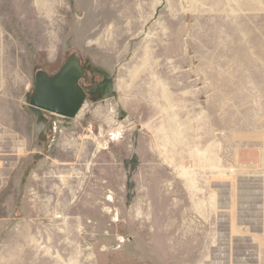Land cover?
<instances>
[{"label":"rangeland","instance_id":"374dc122","mask_svg":"<svg viewBox=\"0 0 264 264\" xmlns=\"http://www.w3.org/2000/svg\"><path fill=\"white\" fill-rule=\"evenodd\" d=\"M69 57L78 113L30 106ZM262 74L264 0H0V264H264L255 154L209 123Z\"/></svg>","mask_w":264,"mask_h":264},{"label":"crops","instance_id":"0c3cea01","mask_svg":"<svg viewBox=\"0 0 264 264\" xmlns=\"http://www.w3.org/2000/svg\"><path fill=\"white\" fill-rule=\"evenodd\" d=\"M205 65L210 66L209 63L202 60V66ZM220 77L218 75V82L221 81ZM262 79L261 82H264V74H262ZM201 80L207 81L206 76L202 75ZM218 94L217 106L214 108V111L209 112V114L216 113L218 119V125H214L212 121H209L211 131L216 129L218 132V139L220 140L218 148L222 147L224 152L228 151L232 161L236 164L242 163L245 151L255 154L253 159L246 161L250 166L248 169L239 168L237 165L235 169L238 172V178L249 181L248 187L251 194L264 196V186L261 183L259 185L258 182L264 179V91L258 88L256 91H253L251 97L244 101L221 97L220 87H218ZM204 113L202 112V116H204ZM16 138V135L13 136L10 133L9 139L4 140L5 143L8 141V144H4L7 146H4L0 150V154H4L3 161L6 160L5 157L7 156H9L10 161L13 154H15L17 148ZM0 157L2 156L0 155ZM8 167L7 169V165H3V163L0 166V194L4 191L3 187L6 186L7 180L12 175L11 166L9 165ZM258 212L259 219L256 220L258 222L257 225L264 226V218H262L264 209L261 203L258 205ZM10 227H12L11 223Z\"/></svg>","mask_w":264,"mask_h":264},{"label":"water","instance_id":"95a60500","mask_svg":"<svg viewBox=\"0 0 264 264\" xmlns=\"http://www.w3.org/2000/svg\"><path fill=\"white\" fill-rule=\"evenodd\" d=\"M82 76V67L74 57H69L52 75L37 71L29 105L62 117H74L85 99L79 84Z\"/></svg>","mask_w":264,"mask_h":264}]
</instances>
